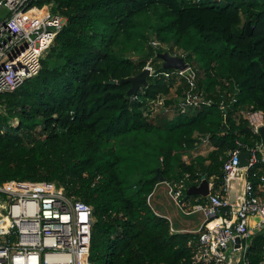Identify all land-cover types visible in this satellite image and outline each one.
<instances>
[{
  "label": "trees",
  "instance_id": "obj_1",
  "mask_svg": "<svg viewBox=\"0 0 264 264\" xmlns=\"http://www.w3.org/2000/svg\"><path fill=\"white\" fill-rule=\"evenodd\" d=\"M47 5L67 21L39 73L0 94V184L56 182L87 202L91 264H191L190 234L171 232L149 197L159 168L164 180L190 174L194 183L205 177L219 187L237 141H260L237 112H264V0H34L30 8ZM152 37L186 53L203 73L198 83L210 103L170 116L179 97L168 98L153 111L179 78L164 68V48ZM148 62L155 72L132 93L127 79ZM186 88L182 79L180 96ZM225 94L237 99L227 112L220 107ZM199 135L214 148L186 163L184 151ZM263 245L256 234L250 264L264 260Z\"/></svg>",
  "mask_w": 264,
  "mask_h": 264
},
{
  "label": "built area",
  "instance_id": "obj_2",
  "mask_svg": "<svg viewBox=\"0 0 264 264\" xmlns=\"http://www.w3.org/2000/svg\"><path fill=\"white\" fill-rule=\"evenodd\" d=\"M33 1L0 0V94L20 87L39 73L45 54L66 24L67 18L55 12L52 5L36 10L30 8ZM34 11L38 15L32 16ZM151 43L161 46L155 39ZM170 52L185 59L186 53L180 49ZM186 63V69H172L187 83L179 100L170 106L179 113L211 102L199 87L198 69ZM146 67L151 75L155 72L150 64ZM166 99L159 97L152 107L156 104L163 107ZM236 100L235 95L225 94L221 109L231 110ZM1 109L0 105V112ZM237 118L246 119L260 136L259 129L264 127L262 110L240 109ZM263 145L261 137L253 145L237 141L222 165L223 184L216 187L214 180H209V193L200 195V199L187 193L191 186L201 182L191 181L190 174H186V179L164 180L168 194L182 213L204 215L198 229L185 231L190 234L187 244L191 249V264H250L248 252L255 230L264 229ZM212 146L209 136L199 135L194 148L184 151L182 159L190 163L199 155H207ZM242 152L250 153L245 167L240 165ZM251 176L259 178L257 184ZM234 181L237 192L232 202L230 187ZM168 221L171 232H176L171 220ZM92 224V207L59 183L10 180L0 184V264H91Z\"/></svg>",
  "mask_w": 264,
  "mask_h": 264
},
{
  "label": "water",
  "instance_id": "obj_3",
  "mask_svg": "<svg viewBox=\"0 0 264 264\" xmlns=\"http://www.w3.org/2000/svg\"><path fill=\"white\" fill-rule=\"evenodd\" d=\"M246 33L248 35H252L253 33V27L250 21L247 23ZM158 57L164 60L165 69H186L188 67V64L186 63L183 57H172L166 52L160 53ZM150 75H151V70L148 67H145L140 73L128 78L127 81L131 82L132 84L131 92L136 93L142 86H146L148 84V76ZM111 82L114 83L116 81L112 80ZM259 134L262 142L264 143V127H260ZM249 158H250L249 152H242L240 156L241 159L240 165L242 167L247 166L249 162ZM157 178L159 181H164L163 177L161 176L160 168L158 169ZM236 192H237V182L234 181L231 183V187H230V199L232 202L235 201ZM187 193L189 195L206 196L209 193V180L204 177L199 185L191 186L187 190ZM255 233L264 235V229L263 230L256 229Z\"/></svg>",
  "mask_w": 264,
  "mask_h": 264
},
{
  "label": "rangeland",
  "instance_id": "obj_4",
  "mask_svg": "<svg viewBox=\"0 0 264 264\" xmlns=\"http://www.w3.org/2000/svg\"><path fill=\"white\" fill-rule=\"evenodd\" d=\"M51 6V5H49ZM152 39H155L154 37H152ZM162 47H164V50L163 52L165 51L166 53H168L170 56L172 57H180V56H173L171 55V52H176L177 50H179L176 46H172L171 44L169 45H164V44H161ZM166 47V48H165ZM170 50H168V49ZM134 58H136L137 56L136 55H133ZM160 60H162L164 62L163 59L160 58ZM160 60L158 62H160ZM148 64L151 65L150 62H148ZM167 70H170V69H167ZM199 76H202L203 77V73H201ZM181 81L182 79L179 78L177 79V83L172 87L171 89V92L169 95L165 96L167 99L171 97V99H175V93L177 94V89H178V85L181 84ZM179 93H178V97H179ZM162 105L160 104H156V106L153 108V111L154 112H158L162 109ZM168 112H169V115L172 116L173 113H174V109L173 108H168ZM203 146V145H201ZM264 146V145H263ZM205 147V146H203ZM199 148H196V150H198ZM262 149H260L261 151ZM259 155H261V153H259ZM191 198H194L193 196H191ZM195 199V198H194ZM153 206L154 208H156L160 214H164V215H169L173 218L174 220V224L175 226H177L178 228H190V229H198L200 227V225L202 224V219L203 217L201 215H203L202 213H200L201 215V218L202 219H199L196 213V215H192L191 217H188L186 220H181V219H185L182 214V211H179L181 212V216L178 214L177 210H178V206L174 203V201L172 200V198L169 196L166 188L164 185H161L159 187L156 188V195L153 199ZM204 216V215H203ZM253 219H257V216L254 217ZM188 229V230H190ZM227 252L229 253V251L227 250Z\"/></svg>",
  "mask_w": 264,
  "mask_h": 264
},
{
  "label": "crops",
  "instance_id": "obj_5",
  "mask_svg": "<svg viewBox=\"0 0 264 264\" xmlns=\"http://www.w3.org/2000/svg\"><path fill=\"white\" fill-rule=\"evenodd\" d=\"M175 99L177 98V96H178V93L176 94L175 93ZM171 98V97H170ZM213 145V144H212ZM213 147V146H212ZM209 154V153H208ZM208 154L206 155V154H203V156H208ZM196 158V157H195ZM193 160V159H192ZM191 160V161H192ZM209 162V161H208ZM161 185H164L165 186V188H166V190H167V192H168V187H167V185L164 183V181H160L157 185H156V187H155V189H154V191H153V193L151 194V196H150V205H151V207H152V209L155 211V213L156 214H158V215H160V216H162V217H167L168 219H170L171 220V222H172V226H173V228L175 229V230H177L176 232H182V233H186L185 231L186 230H188V229H190V228H178L177 226H175V224H174V220H173V218L171 217V216H169V215H164V214H160V212L156 209V208H154V206H153V199H154V197H155V195H156V188L157 187H159V186H161ZM170 196V195H169ZM194 198H199L200 199V197L199 196H193ZM178 208V207H177ZM177 212H178V214L181 216V212L179 211V208H178V210H177ZM183 214V216L182 217H184L185 219H181V220H186L188 217H191L192 215H196V214H190V215H186V214H184V213H182ZM197 215H199L198 216V218L199 219H202L201 218V216L203 217V219H204V216L203 215H201L200 213H197ZM201 215V216H200ZM203 219H202V221H203ZM190 230H193V229H190Z\"/></svg>",
  "mask_w": 264,
  "mask_h": 264
}]
</instances>
